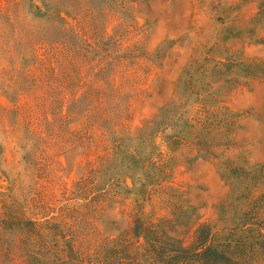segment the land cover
<instances>
[{
  "label": "rangeland",
  "instance_id": "1",
  "mask_svg": "<svg viewBox=\"0 0 264 264\" xmlns=\"http://www.w3.org/2000/svg\"><path fill=\"white\" fill-rule=\"evenodd\" d=\"M11 1L0 0L1 215L5 208L8 215L28 208L37 184L43 183L38 182L42 171L35 169L45 153H60L52 159L45 156L40 168L45 171L58 163V196L81 173L75 166L81 160L79 148H48L27 129L16 109L31 86L22 73L31 60V48L43 37L65 35L59 27L32 23L30 16L54 18L50 8L57 3L75 12L97 11L93 18L86 16V27H77L92 29L73 40L80 52L86 40L92 46L90 78L108 79L109 71L101 65L109 57L121 59L112 77L121 81L123 100L133 104L132 121L126 125L142 127L154 119L142 132H124L119 138L122 148L111 173H118L113 185L118 198L94 223L98 231L118 237L132 221L146 225L167 217L172 209L166 205L175 204L171 197L179 194L157 187L148 198L151 187L163 179L186 194L172 223L176 238H182L187 221L198 216L231 226H264V0H123L114 15L109 14L110 0H22L17 13ZM15 16L25 21L21 26L30 25L17 45L10 20ZM12 48L23 54L17 69L8 53ZM78 75L85 77L81 70ZM132 150L152 153L153 161L137 176L136 168L124 183L119 171L130 168ZM150 237L143 234L140 243L146 246ZM217 239L231 240V264H264V237L257 231ZM219 258L205 263L226 264L229 259Z\"/></svg>",
  "mask_w": 264,
  "mask_h": 264
},
{
  "label": "trees",
  "instance_id": "2",
  "mask_svg": "<svg viewBox=\"0 0 264 264\" xmlns=\"http://www.w3.org/2000/svg\"><path fill=\"white\" fill-rule=\"evenodd\" d=\"M110 1L113 6H109V14L114 15L123 0ZM11 3L16 13L22 7V0H12ZM56 4L50 8L55 11L54 18L30 16L32 23L59 27L65 35L55 39L43 37L31 48V60L22 68L23 75L31 80V86L16 109L27 129H33L48 148H79L81 160L75 166L81 173L70 189L65 186L64 195L58 196V163L53 162L45 171L40 168L43 167V158L52 159L60 153L52 157L47 153L42 155L35 172L42 171L43 176L40 175L38 182L43 183L37 184L35 196L27 202L28 208L11 215L5 208L3 215L0 214V264H206L207 259L221 256L229 257L226 264H231V240L219 241L217 238L250 231H257L259 237H264V226L247 222L231 226L198 216L191 217L183 237L176 238L171 235L172 223L176 218L175 210L184 202L186 194L180 191L181 186L174 187L170 179L157 181L148 192V198L157 192V187L172 189L179 194L171 197L175 204L166 205L172 209L167 217L156 223L151 220L146 225L139 220L132 221L124 235L118 237H104L98 231L94 223L118 198L113 191L118 173L114 177L111 173L122 148L119 138L124 132L126 135L142 132L153 124L154 119L146 121L142 127L126 125L132 121L129 113L133 104L123 100L121 81L112 77L121 66V59L109 57L107 65V61L101 65L109 71L108 79L90 78L94 69L92 46L86 40L82 43L85 48L80 52L73 40H80L83 31H90L91 26L83 31L77 27L87 23L86 16L93 18L97 11L75 12L69 9L71 7L63 9ZM34 8L38 9L35 5ZM10 20L14 32L12 41L17 45L22 30L30 25L21 26L25 21L18 16ZM13 49L8 53L12 54V64L17 69L21 67L23 54ZM79 70L85 77H78ZM195 122L201 125V121ZM129 155L130 168L119 171L124 183L128 177L134 176L136 168L137 176L147 163L153 161L152 153L144 155L132 150ZM67 192L70 196L65 198ZM82 210L86 211L80 214ZM165 221L167 225L163 226ZM178 228L180 225L175 227ZM84 232L86 234L81 235ZM147 232L151 237L149 244L144 246L140 239Z\"/></svg>",
  "mask_w": 264,
  "mask_h": 264
}]
</instances>
